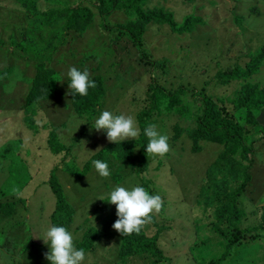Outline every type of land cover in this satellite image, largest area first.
Masks as SVG:
<instances>
[{
	"label": "rangeland",
	"instance_id": "1",
	"mask_svg": "<svg viewBox=\"0 0 264 264\" xmlns=\"http://www.w3.org/2000/svg\"><path fill=\"white\" fill-rule=\"evenodd\" d=\"M151 3L152 8L162 5L174 12L178 22L188 15L205 21L185 34L158 23L147 28L145 49L155 61L168 59L167 74L146 65L131 39L114 31L116 25L134 19L124 11L113 12L106 21L111 29H105L90 0H38L41 9L67 5L93 10L86 31L66 32L59 27H39L21 7L0 0V203L17 202L10 216L0 212V264H50L45 259L49 247L43 239L52 226L67 228L77 250L85 249V238L93 228L106 231L98 236L94 250L85 251L84 264H142L124 256L121 235L112 228L117 219L115 205L107 202L117 186H141L163 200L161 211L152 215L144 232L134 233L135 238L145 233L159 236L165 258L155 264H208L212 260L264 264V226H260L264 218V111L248 118L246 110L236 106L245 79L219 76L229 68L245 67L264 45V0ZM17 43H23L26 50ZM39 63L49 69L43 72L53 77V91L32 115L25 103ZM70 67L87 70L90 80L102 78L105 94L98 114L76 116L68 87ZM153 77L164 90L158 94L161 100L151 124L169 137L170 151L162 158L149 156L145 162L139 146L132 151L122 149L123 142L110 143L105 132L92 127L103 111H110L134 117L140 130L137 117L147 105ZM246 80L264 89V63ZM181 88L185 93L176 97L173 93ZM204 97L227 107L244 125L258 116L259 124L250 126L254 128L247 137V146L252 147L250 180L239 198L243 213L239 229H248L249 234L239 245L228 243L233 225L224 229L216 223L211 198L216 180L203 188L224 150L223 145L196 136V118ZM53 136L66 147L63 152L50 150L48 139ZM248 159L230 147L222 161L228 173H218L215 192L241 182ZM94 160L108 164L110 177L97 174ZM140 165L142 171H138ZM52 175L74 209L72 218L55 216L53 221ZM101 197L103 201L98 200ZM252 235L256 238L250 240Z\"/></svg>",
	"mask_w": 264,
	"mask_h": 264
},
{
	"label": "trees",
	"instance_id": "2",
	"mask_svg": "<svg viewBox=\"0 0 264 264\" xmlns=\"http://www.w3.org/2000/svg\"><path fill=\"white\" fill-rule=\"evenodd\" d=\"M13 4L21 7L28 15V18L33 22H37L39 27H59L66 32H84L92 23L93 10L87 6L77 7H52L49 6L45 9H41L38 6V0H8ZM98 9L99 15L102 20V25L105 29H111V26L107 24L108 17L116 11H124L126 15L133 17L134 19L127 24H118L114 27V31L122 33L131 39L134 47L138 48L141 55V60L152 68L162 70L167 74L168 59L163 58L160 61L153 60L145 49L144 37L147 32V28L152 23H158L168 25L175 33L185 34L195 30L196 26L203 25L205 23L201 16L188 15L184 17L181 22H178L174 12L166 9L165 6L156 5L151 7L153 0H90ZM185 2L192 3L196 0H184ZM1 44V42H0ZM17 46L23 50L25 46L23 43H17ZM27 47V46H26ZM264 63V45L253 56L252 60L247 63L245 67L229 68L225 72L219 73V76H225L229 80L245 79L239 93V99L236 106L240 109L246 110L248 118L256 116V113L264 111V89L258 83H252L246 79L253 74H257L261 65ZM44 69H47L43 63H39L37 67V75L34 78L32 87L26 96L25 108L32 115L39 109V102L46 100L52 96V83L53 77L49 78V73H44ZM49 70V69H47ZM0 78H3L0 73ZM91 81L96 83L95 88L88 90L87 96L71 95L72 105L76 116L82 117L85 115H95L99 113L100 106L102 104L105 86L101 77L91 78ZM164 90L159 84L156 78L153 77L152 82L148 87L147 92V105L142 108L138 113V124L140 127V136L133 140H126L120 145L122 149L139 146L141 148L143 158L147 162L146 146L148 138L144 135V129L151 124V119L156 114L158 105L161 100V96L158 94ZM185 93V89L181 88L176 93H173L176 97H180ZM201 113L196 118V136L200 140L212 141L224 146V150L221 152L220 158L216 159L209 171L206 184L203 188L210 187L215 181V189L219 180L217 175L220 172L222 175H226L227 165L222 162L226 159L228 149L234 146L237 150V154L242 159H248L249 152H252V147L247 146V137L250 135L251 125L257 126V119L254 121L248 120L244 125L241 120L227 107L223 105H217L211 103L206 97L203 99ZM259 124V123H258ZM38 131V130H37ZM48 146L53 153L63 152L66 147L55 137L48 139ZM249 160V165L243 167L244 179L235 183L232 187L221 188L220 191L212 192L211 198L214 200V208L216 210L217 221L219 226L224 229H228L233 225V230L229 232V246L239 245L241 241L245 240L246 235L249 234L248 229L240 230L241 220L243 213L239 204V198L247 187V183L250 180V166L252 160ZM141 166V165H140ZM138 166V171H142V166ZM74 169H72V172ZM208 182V183H207ZM49 187L52 195L55 198V210L52 214L53 221L55 216L60 218H72L74 209L66 202V197L62 192L59 183L52 175L49 179ZM17 202H5L0 203V212L3 215L10 216L16 209ZM260 226H264V218L260 221ZM90 231L85 240V251H92L97 246L98 236L103 235L106 231L103 229L93 228ZM144 229V228H143ZM142 229V233L144 230ZM135 234L121 236V247L123 249L124 256L127 259L131 258V261H136L142 264H155L165 258V253L159 246V236H149L146 233L142 236L135 238ZM256 236H250L251 239H255ZM120 241V239H119ZM83 248V247H81ZM80 248V249H81ZM141 255L139 258H134L136 255ZM154 260V261H152ZM129 262V261H128ZM124 264V263H122ZM208 264H218L217 261H209Z\"/></svg>",
	"mask_w": 264,
	"mask_h": 264
},
{
	"label": "clouds",
	"instance_id": "3",
	"mask_svg": "<svg viewBox=\"0 0 264 264\" xmlns=\"http://www.w3.org/2000/svg\"><path fill=\"white\" fill-rule=\"evenodd\" d=\"M67 76L70 80L68 87L71 95L87 96L88 90L96 87V83L89 79L87 70L80 71L76 67H70ZM92 128L97 132H105L108 142L116 145L129 139L133 140L140 135L134 117L124 114L113 115L110 111H103L99 118L95 119ZM144 135L148 138L146 156L162 158L170 151L169 137L158 132L154 124H149L144 129ZM92 163L101 178L110 177L111 172L106 162L94 160ZM98 200L103 201L104 197ZM107 203L115 205L117 219L112 228L121 236L139 234L146 225L152 222V215L158 214L163 207V200L160 195H150L141 186H135L131 189L117 186L109 193ZM43 242L49 247L45 259L50 264H84L85 250L83 248L76 249L73 235L67 228L62 226L49 227Z\"/></svg>",
	"mask_w": 264,
	"mask_h": 264
}]
</instances>
